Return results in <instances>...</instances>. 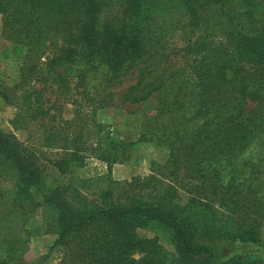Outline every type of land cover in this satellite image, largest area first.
Here are the masks:
<instances>
[{"label":"trees","instance_id":"1","mask_svg":"<svg viewBox=\"0 0 264 264\" xmlns=\"http://www.w3.org/2000/svg\"><path fill=\"white\" fill-rule=\"evenodd\" d=\"M153 2L178 7L181 26L193 29H202L211 8L223 9L235 24L232 52L219 54L226 48L220 43L201 53L193 41L184 47L190 56L171 64ZM261 9L264 0H0L4 32L27 48L18 86L39 89L32 93L34 118L71 100L90 106L98 138L86 147L88 157L109 168L138 143L167 152L165 164L118 181V191L108 175L110 185L94 199L73 198L72 185L45 188L35 156L0 130V175L14 181L9 198L23 199L15 206L27 220L25 206L43 191L40 205L56 212L58 238L36 264H56L60 248L57 264H253L251 248H264V28L253 29L264 25ZM136 69L123 101L154 97L157 104L138 138L124 140L95 115ZM4 75L1 106L29 97L13 96ZM55 84L58 95L45 108L44 91ZM75 147L57 161L63 173L86 161ZM156 225L164 233L147 234ZM13 259L0 256V264Z\"/></svg>","mask_w":264,"mask_h":264},{"label":"rangeland","instance_id":"2","mask_svg":"<svg viewBox=\"0 0 264 264\" xmlns=\"http://www.w3.org/2000/svg\"><path fill=\"white\" fill-rule=\"evenodd\" d=\"M148 6L155 11L157 19L161 22L159 31L163 32L168 42L170 51L168 61L171 64L176 65L190 56L184 47L193 41L201 46V53L215 52L214 48L220 43L226 48L220 50L219 54L232 52L234 44L232 37L235 34L231 32L235 24L230 22L227 17L229 15L223 9L211 8L207 12L204 28L193 29L181 26L182 12L178 7L167 11L162 2H153ZM261 13L264 15V9H261ZM263 28L264 25L261 22H255L253 25V29H259V31ZM185 30L190 32L186 33ZM7 34L3 30L0 14V76L5 74L3 77H5L6 86L11 90L15 89L13 96L21 95L23 91H26L25 94L29 97H20L18 104L0 105V130L6 134H13L25 150L35 156L42 168L45 188L68 184L73 187V192L68 190L69 196L73 198L86 196L94 199L98 193L110 185L106 181L108 175L111 177V185L118 186L116 190L118 191L122 187L117 185L118 181L130 180L136 175H150L154 167L165 164L167 154L165 149L143 143L131 146L124 162L115 163L111 168L95 157H88L89 151L86 147L95 144L98 134L92 120V109L90 106H82L80 101H67L60 111L51 108L48 110L49 115H39L38 118H34L31 109L32 93L39 89H33L32 85L27 87L28 90L25 86H18L21 65L27 48L8 37ZM137 77L138 69L123 76L121 82L113 88L111 103L98 110L95 115L106 131L110 130L113 136L124 140L138 138L144 115L153 112L157 104L154 97L139 103L123 101L124 91L135 83ZM57 88L55 84L54 87L44 91L45 108L50 107L57 97ZM75 146L80 147V152L86 155V161L81 166H73L71 173H63L57 161L65 156L67 150H75ZM12 177L7 172L0 175V256H14L13 264H36L50 251L58 238L56 212L52 207L40 205L43 191H39L35 200L25 206V211H31L26 220L20 207L15 206L16 204L19 206L23 199L13 202L9 198L14 184ZM144 192L147 193L145 190ZM74 200L76 202V199ZM147 230V234L164 233V229L157 225ZM8 240L14 248L8 246ZM252 249H255V253L249 259L253 261V264H264V248ZM61 250L62 248L53 253L56 264L60 262L59 251ZM242 250L248 255V245ZM246 258L248 259V256Z\"/></svg>","mask_w":264,"mask_h":264}]
</instances>
